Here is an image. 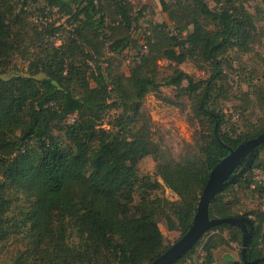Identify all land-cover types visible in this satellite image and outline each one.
Listing matches in <instances>:
<instances>
[{
	"label": "trees",
	"instance_id": "obj_1",
	"mask_svg": "<svg viewBox=\"0 0 264 264\" xmlns=\"http://www.w3.org/2000/svg\"><path fill=\"white\" fill-rule=\"evenodd\" d=\"M30 1L45 22L29 28L24 22L32 13ZM159 3L177 25L156 24L147 36H135L141 12L134 16L127 0H0V250L7 264L150 263L170 246L157 218L183 235L210 170L229 149L264 133L263 124L235 128L220 105L228 99V53L245 54L253 41L254 20L242 2L216 0L209 7L205 0H177L174 8ZM51 12L71 26L59 45L49 40L58 29L46 21ZM118 28L122 33L116 34ZM25 35L35 52L20 48ZM141 35L147 49L137 52L128 76L111 70V62ZM17 57L28 61L23 72L14 70ZM159 59L173 64L168 74H159ZM195 59L205 78L178 67ZM163 86L174 89V99L163 95ZM263 89L252 90L259 92L260 106ZM148 94L172 105L182 98L193 102L191 122L201 130L195 148L180 159L151 140L141 108ZM110 111L116 113L105 122ZM262 154L264 144L208 206L209 218L249 219L246 261L264 257L263 213H235L225 193L253 184V169L264 171ZM147 156L155 177L138 170ZM163 187L178 200L162 196ZM253 187L264 196V186ZM241 240L236 225L212 226L172 264L193 257L214 264L215 248L228 242L241 248ZM234 264L245 263L240 257Z\"/></svg>",
	"mask_w": 264,
	"mask_h": 264
},
{
	"label": "rangeland",
	"instance_id": "obj_2",
	"mask_svg": "<svg viewBox=\"0 0 264 264\" xmlns=\"http://www.w3.org/2000/svg\"><path fill=\"white\" fill-rule=\"evenodd\" d=\"M132 8L134 16L140 15L135 36L139 32H143L145 36L148 30L156 24L165 23L167 28L177 25L173 19L169 18L168 13L161 9L159 0H127ZM170 8H174L177 0H165ZM209 7L216 4V0H205ZM224 1V0H219ZM254 20L253 41L250 44V50L245 54L236 51L229 52L227 60L231 62V68L225 70L226 78L224 88L228 91L226 100L221 101L220 105L226 114L227 119L237 129H245L248 122L254 126L264 125V106L259 105V92L253 93V87H264V3L260 0H240ZM27 7L30 10V18H26L24 24L27 27H34L36 24H42L43 20L38 19V6L30 1ZM36 6V7H35ZM38 14V15H37ZM48 22L53 24L52 29L58 28L49 40L59 45L62 40L68 37L71 26L67 24L66 17L59 13L51 12L46 16ZM40 28V26H39ZM166 28V27H165ZM164 28V29H165ZM122 33L118 28L116 34ZM31 35V33H30ZM136 44L129 46L121 56L111 62L110 68L128 76L129 70L132 68L137 59V52L144 53L146 47H143L146 39L140 36ZM20 48H26L28 52H35L32 43L28 41V37L24 36V40L20 42ZM109 55L103 57L106 66ZM14 70L25 71L28 61L22 60L20 57L13 62ZM159 74L165 75L170 72V66L173 65L164 59L156 61ZM180 69L190 74L194 78H205L207 71L200 67V62L195 60H187L178 65ZM204 67V66H202ZM163 95L174 99V89L172 87L163 86L160 88ZM264 95V89H263ZM193 102L190 99L182 98L177 104H168L158 99L153 94H148L142 101V110L145 120L150 130L152 142L165 150L172 158L180 159V157L190 153L196 145V141L201 130V126L197 122H191ZM116 111H110L105 116V122H110ZM69 122L72 118H69ZM247 156L245 160H247ZM264 160V154L261 157ZM245 160L243 162H245ZM154 161L151 156H147L138 163V170L144 175L154 176ZM157 178V177H156ZM160 180L159 178H157ZM162 196L170 201L178 200L177 195L170 189L163 187ZM225 200L232 204L233 211L238 214L247 212H261L264 204L263 196H260L254 187L248 189L233 188L225 193ZM253 216V215H252ZM158 227L164 237L166 244L171 245L180 238L178 230L168 231L161 217L157 218ZM264 227V224H263ZM212 231L210 234H215ZM223 240L228 241V230L224 229L221 233ZM264 249V243L261 245ZM200 254V247L197 248ZM240 245L235 242L220 244L213 250L214 264H234L240 260ZM228 254L235 262H230L224 258ZM7 254L0 250V264H7ZM200 259L193 257L191 260L185 261L183 264H199Z\"/></svg>",
	"mask_w": 264,
	"mask_h": 264
},
{
	"label": "water",
	"instance_id": "obj_3",
	"mask_svg": "<svg viewBox=\"0 0 264 264\" xmlns=\"http://www.w3.org/2000/svg\"><path fill=\"white\" fill-rule=\"evenodd\" d=\"M262 144H264V133L241 142L234 149H229V153L221 158L210 170L188 229L179 239L148 264H172L177 258L190 250L209 228L223 223L233 224L240 228L242 232L240 257L245 264L264 262V257L256 258L252 261H246L245 259L247 245L253 230L248 218L244 216L209 218L208 216V206L211 200L223 188L234 183L238 175L250 166L257 148ZM246 156L248 157L247 160H245ZM244 160L245 162H243ZM238 168L239 170L236 172ZM224 258L230 262H235L228 254Z\"/></svg>",
	"mask_w": 264,
	"mask_h": 264
},
{
	"label": "built area",
	"instance_id": "obj_4",
	"mask_svg": "<svg viewBox=\"0 0 264 264\" xmlns=\"http://www.w3.org/2000/svg\"><path fill=\"white\" fill-rule=\"evenodd\" d=\"M171 32H172V30H171ZM252 180H253V184L251 185L252 187L255 184L264 186V171H262L260 169H253ZM263 198H264V196H263ZM262 213H263V218H264V204L262 207ZM263 224H264V219H263Z\"/></svg>",
	"mask_w": 264,
	"mask_h": 264
}]
</instances>
